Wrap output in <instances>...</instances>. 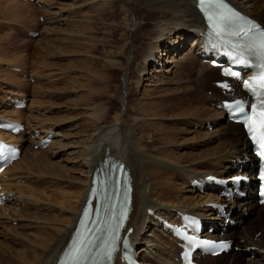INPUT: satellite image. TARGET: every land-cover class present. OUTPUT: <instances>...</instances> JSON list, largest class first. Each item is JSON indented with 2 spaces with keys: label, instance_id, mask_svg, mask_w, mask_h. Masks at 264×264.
I'll use <instances>...</instances> for the list:
<instances>
[{
  "label": "bare ground",
  "instance_id": "1",
  "mask_svg": "<svg viewBox=\"0 0 264 264\" xmlns=\"http://www.w3.org/2000/svg\"><path fill=\"white\" fill-rule=\"evenodd\" d=\"M228 1L245 14L257 20L264 27V0ZM41 2L44 3L45 6H48L50 5L51 0H41ZM84 2H86L87 5L82 6H86L87 8L89 7V10L95 6L96 10L99 12H107L114 15L115 13H118V10L120 9L119 5H117L118 0H95V2L85 0ZM148 2H154L153 4L157 5L156 10L143 12L142 6L147 5ZM71 6L74 7L75 5L71 3ZM30 7V1L20 2L19 0H0V12L2 13L1 15L3 17L5 16L4 19L13 18L14 20L15 18H19L20 20L25 19L32 21L34 17L32 16V10L29 9ZM76 8L78 9L80 6H76ZM61 11L58 10L53 14L57 15L61 13ZM129 13H131L133 16L132 19L134 22L135 31L137 30L138 33L140 32V37H146L145 41L143 42V48L141 47V51L139 52L140 55H142L143 62L140 63V69L137 71L140 72V74L139 76L137 75V77H141L142 72L146 71V66L150 63L156 62V64H160V56L156 57V54L158 53V43H160L162 40V44L166 45L164 49V55H166V58L164 63H161V69L159 68V65L155 66L153 71L150 73V76L140 78L139 82L136 83L138 84L137 88L145 87L143 89L146 91L145 94L148 95L149 101H142V99L136 100L133 105L135 110L133 112L129 110L132 104H128L127 106V84L129 78H131V73H129L127 70L121 77L122 89L117 93V100L122 111L118 110L110 122L106 121V119L110 112L109 109H112L111 107L107 110L100 109L99 111H93L90 113L91 119L88 118L90 120L88 123L90 128L87 132L85 131V139H81L82 143L79 146L77 145L78 149L74 152L78 154L77 156L81 162L80 165L83 168L77 172L78 177L74 175L75 171L71 170L70 168H65L66 165H64L65 167H62L63 164L61 166L60 161H49L45 163L46 168L50 170V172L48 171L49 174L46 173L47 170H45L46 172L43 170V165L42 170L45 174L41 172L40 174L41 176H48L49 180L58 179L57 181H59V184L61 182L60 180H65V183L68 184L70 183L69 180L74 182L73 179H75V181H83L84 185L79 187L80 191L68 193L69 197L73 194H76L77 199L75 201H63L61 200L60 195L54 198L52 197L54 194L53 191H51L50 195L47 194L42 197L37 196L38 194L36 188L38 184L36 183L41 180L40 176H37V178L30 177L31 183L29 184H33L34 187H22L18 184L12 183L13 180L17 179L18 177L11 175L10 169L12 170L22 165L24 163V155H20L18 160H16L12 165L2 172L0 180L6 193L11 196L7 198V203L9 202L10 204L0 207V226L5 225L4 222H11L13 220H17L18 217H21V220L25 221L21 227H28L32 229L30 232H22L17 229L14 230V235L12 238L18 239L17 242L22 246L19 248H11L9 253L12 254L15 252L14 254L17 255L28 253L29 256V261L25 259L26 257H24V262H20V264H55L56 260L65 249L71 237V233L76 225L80 209L86 200L89 188L91 186L92 175L99 166L103 167L101 165L104 161L103 158H107L108 156H110L114 161L124 162L129 168L132 177V212L129 216V221L127 222L125 230L132 228V233L130 236L137 243V245L140 246L138 252L141 255H143L145 258H147L148 255H151V258L153 259L151 262L155 264H168V262L174 257L171 254L175 249V245L171 241L169 242L162 239L161 237H158L159 235H153L151 228L157 227V223L152 216L147 215V210L152 208L163 216L166 214L172 215L170 211L172 208H179L187 212H194L205 216L210 215L209 209L205 208L204 204L208 201H211L212 199L217 198L216 195L211 192L196 194L195 191H193V189L190 187V180L194 177L203 176L206 174H215L219 177L228 178L233 175L231 173H233L235 170L232 161L237 157H242V155L248 152L249 145L245 139L241 127L238 124H233L229 121L224 122L225 120H223V112H220L216 108L212 107L208 109L206 106V101L208 102V98L206 96H204L203 100L197 101L196 104L192 106L193 108H187L186 106L188 104L184 106L185 104L183 100L185 97L183 96L184 94L186 95V92L189 91L188 88H190L186 82L189 81V79L185 78L184 75L186 74L180 71L184 70V66L188 65L191 68L193 63H195V60L200 63H198L199 67H197L195 70V80L199 89L208 88L212 77L215 76V69L211 68L208 64L203 65L197 56L201 44V34L198 31V28L202 25V18L196 8V0H141L140 6L137 8L133 7ZM51 20L53 19L51 18ZM111 24L114 25V28L117 27L116 23ZM149 25H151L150 28ZM71 27L73 28L74 24ZM83 28V26L79 29L77 27V32H82ZM68 31L67 37L68 35L76 34L75 31L72 33L71 31ZM192 34L193 38L191 40L190 46L191 49H193L192 47L196 46L194 58L190 57L191 54L189 53L184 55L182 47H180V45L178 46L182 40H186ZM176 38H181V40L177 41ZM163 39H166L167 42L164 43ZM2 50H0V54H5L6 52ZM136 50L133 53L134 49L133 47L131 48L127 55V61L130 60L131 62L130 55H133V61L135 60V55L137 54ZM69 52L71 51L69 50ZM171 53H177L180 54V56L177 58V60H174L173 58L170 59V55H172ZM2 60L0 61L2 62ZM15 60L16 59L9 61L7 59V61L4 60L2 64H0V66L2 65L3 67V71H1L6 75V77H4L9 83H14L16 80L18 81V79H16L17 75L12 74L13 72L10 73L9 71H5V67L8 69L11 67H17L15 66L16 62L14 63ZM71 62L66 63V65L68 67H74ZM165 62H167L166 65H164ZM108 63H111L112 65L119 64L118 61H110ZM172 68L176 69L173 73H171ZM20 71L24 72V69H21ZM157 72L164 73L163 78H158L156 76ZM169 73H171V76ZM190 80L194 79L191 77ZM104 81H107L108 83L109 79L105 78ZM175 83H177L176 86L178 87H173V89H170L168 85ZM159 84L161 85L159 88L154 87ZM178 84L182 86L179 88ZM160 91L163 93L160 96H157L160 94ZM155 94L157 97L154 96ZM149 96L152 97L150 98ZM170 97L175 98L177 102L175 104L168 103L167 100ZM216 97L223 98V96L218 93H216ZM140 98H142V95ZM188 98L190 99V97ZM84 100L85 97L82 96L80 99H71L70 103L72 102L74 105H77L78 101L84 102ZM22 112L23 111L21 109L13 110V113L18 115L17 117H19ZM215 112L219 114V118L217 119L214 117L216 114ZM0 117L12 119L3 115ZM184 117H189L190 119L191 117H194V119L195 117H198L200 119V123H196L194 120L195 122H192V126H198V129L201 130L190 131L191 133H194V138L198 139L199 143H213V139L222 138L219 136H223L224 138L220 139L221 141L217 142L212 148H209L208 151H203V153L200 154L184 153V151L178 152L172 150L171 148L169 149L168 147H170V145L179 144L178 147H180L183 143L182 140L180 141V139L178 140L177 138L178 132L180 133L179 129L177 130L176 127L169 126L163 121L167 120V118L171 120H181V118ZM48 119L51 121L55 120L53 117ZM15 120L21 121L18 118ZM222 120L223 126L220 127V129L213 126V124L216 123L220 124ZM129 122L133 123L134 127L132 129L131 123ZM183 122H185V120ZM207 125L211 126L212 129L207 128ZM39 128H41V133L48 134L52 132V136L50 138L51 142L53 141V137L55 143L56 137H61L60 139L65 138V135L58 133L59 131H56V127H53L52 125L48 127L39 126ZM149 131L156 134V138L152 139L153 144H149L152 145L150 146V150L148 148L149 146L144 144L146 139H149ZM181 132L183 131L181 130ZM31 133L33 134V131H31ZM44 137L45 135H43L40 139H33L31 141L33 146L38 140H41ZM0 138H9L10 141H12L10 135L7 134L0 133ZM13 140L20 142V140L17 138L15 139V137ZM48 141H46V143ZM31 151L33 155L36 154L37 156H40V154H42L38 153L37 151H33V149H31ZM140 152H144L145 156H139ZM189 157L190 159L186 160ZM44 160L43 162L42 160L33 161L35 168H38L44 164ZM192 161L194 162L193 164L190 163ZM206 165L210 166V169L206 167ZM175 167L177 169H175ZM198 167L203 169H198ZM7 174L8 178L6 180L4 177ZM174 175L178 176V179L181 180V183L172 180ZM5 180L6 183L4 182ZM55 183L56 182H53L52 184ZM40 185H44L45 187L47 184H44L42 181ZM76 187L77 186H75V188ZM12 188L14 189V192L11 191ZM62 192L57 193L61 194ZM40 195L43 194L40 193ZM24 198L27 199V204L30 203L34 205L35 203L42 202L43 204H41L43 205V208L41 210H35L32 212L20 213L21 209L17 207V203L20 204V199L22 202H25ZM257 208L258 207L255 204V206L253 205L250 211L254 213L256 218L260 217L261 222L264 223V215H262ZM53 209H57L58 213L55 212L56 215L50 213L48 214V212H50L49 210ZM42 211L46 213L40 214ZM216 219V217H211V220ZM12 229L14 228L10 227L9 229L6 227L5 230L12 232ZM66 231H68L67 235ZM0 233H3V231L0 230ZM238 237L239 236H237V238L234 237V239L237 240ZM230 238H233L231 234ZM239 239H241V237H239ZM144 245H147L149 250L145 249ZM250 245H255L264 249V235H261L259 240L255 241L254 243H251L250 241ZM253 253L255 254V252ZM168 255L171 256L167 257ZM244 255L248 256V254ZM221 257L222 255L215 258L208 257V259H213L212 263L214 264H228L227 261L222 259L220 260ZM262 257L264 256L262 255ZM215 259L217 260L215 261ZM239 261H235L234 259L232 260L231 264H236Z\"/></svg>",
  "mask_w": 264,
  "mask_h": 264
},
{
  "label": "rangeland",
  "instance_id": "2",
  "mask_svg": "<svg viewBox=\"0 0 264 264\" xmlns=\"http://www.w3.org/2000/svg\"><path fill=\"white\" fill-rule=\"evenodd\" d=\"M74 1L51 0L50 5L48 6H45L44 3L41 2V0H36L35 3L30 2L31 7L29 9L32 10V16L34 17L32 21L25 19L20 20L19 18H15L14 20L13 18H6V20L4 19L5 16L3 17L1 15L2 13L0 12V50L3 49L4 52H6L5 54H0V60L3 59V62L4 60L7 61V59L9 61L18 59L17 61H14V63L16 62L15 66L19 68L21 67L20 70L24 69V72L14 71L12 69H8L4 65V67L6 68L5 71H9L10 73L13 72L12 74L17 75L16 79H18V81L16 80L17 82L14 81V83H9L8 81H6V75L2 72V65L0 66V71L2 70L1 72L3 73L2 74L0 72V116L3 115L6 117H11L12 119L18 118L27 126L25 134L20 136V142L22 144L23 150L21 155H24V163L18 168H14L12 170L10 169L11 175H15V177H18L17 179H14L12 183L18 184L22 187H34L33 184H29L31 183L30 177L37 178V176H40L43 183L47 185H45V187L44 185H40L42 183L41 180L36 183L38 184L36 188L38 194L37 196L42 197L47 194L50 195L51 191H53L54 194L52 197L55 198L60 195L61 200L63 201H75L77 199L76 194H73L69 197L68 193L80 191L79 187H82L84 183L82 180L75 181V179H73L74 182L69 180V184L65 183V180H60L61 182L59 184V181H57L58 179L49 180L48 176L42 175V177L40 172L44 173L45 170H47V172L45 171L46 173H48V171L50 172V170L46 168L45 163L49 161H60V165L62 166L63 164L62 167H65L64 165H66L65 168H70L71 170L75 171L74 175L78 177L77 172H79L83 168L80 165L81 162L79 161V158L77 156L78 154L74 152L78 149V146L82 143V140L85 139V134L90 128V126L88 125L90 121L89 119H91L90 113H92L93 111H99L100 109L107 110L111 107L112 109H109L110 112L106 119V121L110 122L115 113L118 112V110L122 111L117 100V93L122 89L121 77L127 70L129 71V73H131V78H129L127 84V98L129 101H127V106L128 104H132L131 108L128 107L129 110L131 112L135 110V107L133 105L136 100L142 99V101H149L148 95L145 94L146 91H144L143 89L145 87L137 88L138 84L136 83L139 82L140 78L150 76V73L153 71L155 66L159 65V68L161 69V63H164L166 58V55H164V49L166 45L162 44L163 41L161 40L160 43H158V53L156 54V57L160 56V64H156V62L150 63L146 66V71L142 72L141 77H137V75L139 76L140 74V72H137L140 69V63L143 62L142 55H140L139 52L141 51V47L143 48V42L145 41L146 37H140V32L138 33L137 30L135 31L134 22L132 19L133 16L129 12H131L133 7L137 8L138 6H140L141 0H118L117 5H119L120 9L118 8V13H115V15L107 12H99L96 10L95 6L92 7L91 10H89V7L87 8L86 6H82L87 5V3L84 2L85 0ZM89 1L95 2V0ZM71 3L75 6L72 7ZM153 3L148 2L147 5H141L143 7V12L156 10L157 5ZM76 6H80V8L77 9ZM58 10H62L61 13L57 15L53 14ZM51 18L53 20H51ZM111 23H116L117 27L114 28V25H112ZM73 24L74 27L72 28L71 26H73ZM79 26L84 27L82 29V32H77L76 28L78 27L79 29ZM150 26L151 25H149V28ZM30 29L37 30L39 33L38 36H28L27 30ZM68 30H70L71 33L75 31L76 34L68 35V38ZM192 38L193 34L187 38L188 40H182L178 44V46L180 45V47H182L184 55L189 53L191 54L190 57L194 58V51L190 46ZM176 40L180 41L181 38H176ZM165 42H167L166 39L164 40V43ZM132 47L134 49L133 53L137 49V54L135 55L134 61V57H132L133 55H130V62V60L127 61V55ZM69 50L71 52H69ZM171 54L172 55H170V59L173 58L174 60H177V58L180 56V54L177 53ZM110 61H118L119 64L112 65L111 63H108ZM2 62L0 61V64H2ZM70 62L72 65H74V67H68L66 65V63ZM166 63L167 62H165L164 65H166ZM198 63L199 62L195 60V63H193L191 68L186 65L184 66L185 68L183 67L184 70H180L182 73L188 76L187 77L186 75H184V77L189 79V81H186L187 85L190 87L188 88L189 91H187L186 95L184 94L183 96L185 97L183 100L185 104L184 106L188 104L186 106L187 108L194 106L197 101L203 100L204 96L209 98V96H211L214 91H217L214 89L212 84H209V87L206 89L198 88V84L195 80V70L197 69V67H199ZM174 70L176 69L172 68L171 73H173ZM171 73H169L170 76ZM214 73L215 76L212 77L211 81L217 79L216 69ZM156 74L158 78H163L164 76V73L162 72H157ZM191 77L194 80H190ZM105 78L109 79L108 83L107 81H104ZM176 85L177 83L170 84L168 86L170 89H173V87H178ZM160 86L161 85L159 84L154 87L159 88ZM181 86L182 85H179V88ZM159 93L160 94L157 93V96H160L163 92L160 91ZM6 94L23 96L28 100L27 107L22 109L23 112L19 115V117H17L18 115H15L7 105L8 103L6 102L7 99L5 97ZM141 95L142 98H140ZM82 96L85 97L86 101H78L77 105H74L72 102L70 103L71 99H80ZM154 96H156V94ZM149 97L151 98L152 96ZM188 97H190V99ZM169 99L167 100V102L170 104H175L177 102L175 98L170 97ZM206 106L208 109L212 108V106H210L209 104V100L208 102L206 101ZM215 113L216 114L214 117L216 119L219 118V114L217 112ZM52 117L55 120L51 121L50 119H48ZM184 118H181V120L176 119L177 121L175 119L171 120L167 118V120L163 121L165 124L176 127L177 130L179 129L180 133L178 132L177 138L178 140L180 139V141L182 140L183 143L180 147H178L179 144L170 145V147H168L169 149L171 148L172 150L178 152L184 151V153L200 154L203 153V151H208L209 148H212L217 142L221 141L220 139L224 138L223 136H219L222 138L213 139V143H199L198 139L194 138V133H191L190 131L201 130L198 129V126H192V122L196 121V123H198L200 119L198 117V119L196 117L195 119L194 117H191V119L193 120H191L189 117ZM182 120H185V122H183ZM129 123H131L132 129L134 127L133 123ZM50 125L56 127V131H59L58 133L65 135V138L60 139L61 137H56L55 143L53 137V141L47 148L44 149L36 148V146H33V143L30 141L31 130H33V128H37L40 132L41 128H39V126L48 127ZM213 126L220 129V127L223 126V120L220 124L216 123L213 124ZM180 129L183 132H181ZM148 135L149 139H146L144 144L148 145V148L150 150V146L152 145L149 144H153L152 139L156 138V134L149 131ZM67 144L70 145L68 146ZM31 149L42 154H40V156H37L36 154L33 155ZM139 156H145L144 152H140ZM43 157H46L45 160ZM189 159L190 157L186 160ZM37 160H42V162L44 160V164H42L38 168H35L33 161ZM194 162L192 161L190 163L193 164ZM43 165L45 168H43L44 171L42 170ZM206 167L210 169V166L206 165ZM33 168H35L36 170ZM175 169L177 168L175 167ZM198 169L203 168L198 167ZM172 180L181 183V180L178 179L177 175H174V178ZM53 182H56L57 184H52ZM75 186H77V189L75 188ZM11 191L14 192V189L12 188ZM39 192L43 195H40ZM57 192L62 193L59 194ZM24 201L25 202H22V200L20 199V204L17 203V207L21 209L20 213L32 212L35 210H41L43 208L42 202L35 203L33 205L30 203L27 204V199L25 198ZM249 205V202H247L246 206ZM49 211L50 212H48V214L50 213L56 215V213H58L57 209ZM259 212L264 215L263 211ZM43 213L46 212H40V214ZM4 223L5 225L0 226V230L3 231V233H0V264H20V262H24V257H26L25 259L29 261L28 253L17 255L14 254L15 252H13L12 254H10L9 250H11V248H19L20 246H22L17 242L18 239L12 238L15 229L22 232H30L32 231V229L28 227H21L25 223L24 220H21V217H18L17 220H13L11 222L7 221ZM6 227L9 229L10 227H12L14 229H12V232H9L5 230ZM151 232H153V235L157 234L155 231H153V229H151ZM67 233L68 231H66V235ZM235 234L241 237V239H239L238 237L239 240H236L237 245L241 247H245L248 245L252 246L250 245V241L251 243H254L255 241L259 240L261 235H264V223L261 222L260 217L256 218V216H254V214L250 211V214L244 218L243 223L235 230ZM236 253L239 254L241 252H233L229 256L221 257L220 260H229L231 262V259L234 257L233 259H235V261H239L240 255L244 254L238 255ZM262 255L264 256V254H261V256ZM257 256L260 257V255ZM248 258H251V256L247 257V255H244L243 257H241V260L238 263L242 261L240 264H249L247 262L250 261L246 260ZM217 259H215V261ZM212 260L206 259L201 262L210 264V262L212 263ZM258 261L260 262V259H258ZM258 261L253 260L254 263H257Z\"/></svg>",
  "mask_w": 264,
  "mask_h": 264
},
{
  "label": "snow or ice",
  "instance_id": "3",
  "mask_svg": "<svg viewBox=\"0 0 264 264\" xmlns=\"http://www.w3.org/2000/svg\"><path fill=\"white\" fill-rule=\"evenodd\" d=\"M225 19L230 20L231 17L230 16L229 17L220 16L214 19L213 27L215 28L217 23L222 22ZM261 35H264V32H262ZM259 48H260L261 56L264 57V42L260 43ZM261 67L264 68V64H262ZM232 74L235 75V73H232ZM245 83L247 84L248 82L246 81ZM257 83L259 84L261 88H264V74H261ZM257 107L264 108V104L258 103L257 105L253 106V115L256 118L257 131L259 133L258 136L256 134H253V140L260 143L261 147H264V111H260L259 113H257L255 111ZM238 110L241 113H243L244 111L242 107H238ZM244 122L248 126V128L252 130L253 128L252 117L245 116ZM260 154L264 155V152H261ZM91 243H94V241H88L87 243H85V241L81 240L78 242V244L73 245V254L70 255V259L62 261L61 264H85V261L88 259V257L85 256L84 253L92 251V249L88 247V245Z\"/></svg>",
  "mask_w": 264,
  "mask_h": 264
}]
</instances>
